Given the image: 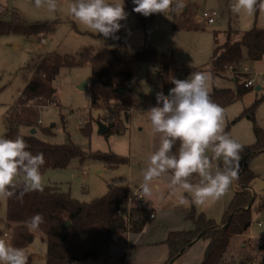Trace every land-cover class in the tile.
<instances>
[{"label": "rangeland", "instance_id": "1", "mask_svg": "<svg viewBox=\"0 0 264 264\" xmlns=\"http://www.w3.org/2000/svg\"><path fill=\"white\" fill-rule=\"evenodd\" d=\"M10 1L16 3L12 8L19 10L28 23L49 21L51 26L32 32L12 25L11 20L0 24V136L4 137L9 128L4 118L9 105L18 100L33 73L35 61L50 51L71 57L88 48L96 52L117 48L136 52L150 46L173 56L178 68L172 80L185 79L190 74L188 70L206 71L212 74L210 92L216 86L232 87L236 90V74L233 71L228 70L219 75L212 70V58L216 47L215 30L219 31L217 38L223 43L228 39L227 31L231 29L237 30L232 37L238 40L243 31L255 26L264 27V12L257 10L253 14H248L242 10L239 14L233 13L231 5L234 0H183L182 9L145 16L147 19L145 30L138 24L134 13L123 0L128 15L125 20L120 21L122 27L116 33L119 39H105L70 15L69 8L74 0H57L54 12H49L46 5L36 8L35 0ZM185 11L192 12L194 20L201 23L200 27H175L174 13L180 15ZM204 11H217L216 21L207 23L203 16ZM245 65L262 72L257 76L248 74L256 78L257 85H261L262 89L259 90L256 86L242 98L222 108L225 132L242 145H249L256 141L255 125L264 127V99L254 111L255 119L246 114V109L264 95V58L259 61L243 62L242 70ZM92 76L91 64L63 66L54 79L61 104L44 107L38 120L39 124L51 126L55 132L53 136H48L40 131L41 137L56 143H74L85 154L84 157H73L66 167L49 168L41 172L43 185L53 184L58 192L70 193L82 201H91L103 195L111 186H128L129 183H136L137 177L146 166L148 153L158 149L161 136L160 133L152 132L146 113L151 106H156V94L161 91L158 66L155 62H144L135 67L136 106L129 120L125 116L127 129L122 133L99 132V122L103 121L109 125L108 111L103 107L110 104L104 102L103 107L93 106L91 89L79 87L83 81L90 84ZM172 87L174 84L171 83L165 95ZM20 128L22 131L27 130L25 126ZM96 153H115L128 161L110 167L96 158L94 156ZM206 154L209 157L212 155L210 151ZM218 163L219 161L213 160V164ZM193 178L195 176L191 180ZM16 180H20V177H16L14 182ZM158 183L161 184L153 181L154 196L158 194L155 187ZM236 187L237 183L234 180L223 196L227 198L226 202L231 201ZM177 192L190 198V194L184 193L183 190ZM193 204L197 211H204L221 221L225 205H220L218 201L203 206ZM252 228L253 237L263 236L261 233L264 232V227H260L257 220ZM7 234V199H0V238L6 239ZM206 245L207 240L201 238L174 263L198 264L203 258ZM248 250H251V247L244 248L243 241L237 237L231 248L236 263H239L243 252ZM26 254L29 264H47L46 240L37 235Z\"/></svg>", "mask_w": 264, "mask_h": 264}, {"label": "trees", "instance_id": "2", "mask_svg": "<svg viewBox=\"0 0 264 264\" xmlns=\"http://www.w3.org/2000/svg\"><path fill=\"white\" fill-rule=\"evenodd\" d=\"M125 4L134 13L138 24L146 30V17L133 11L135 5L132 0H125ZM6 20H11L12 25L32 32L51 26L49 21L28 23L15 8L7 15H0V24H5ZM174 22L175 27L188 28H198L201 24L194 20L191 11H185L180 15L174 13ZM235 32L237 33V30L234 29L227 31L228 39L221 43L217 38L219 31L215 30L216 47L212 58V70L219 75L231 70L236 74L237 82L236 90L232 87L216 86L210 92L213 102L221 107L237 101L255 87L246 85L251 77L242 70L243 62L264 58V27L255 26L245 30L238 40L232 37ZM144 62L157 64L161 91L165 94L171 87L173 74L178 66L173 56L150 46L136 52L121 48L96 52L88 48L71 57L57 51L48 52L35 61L33 73L25 88L18 100L9 105L4 115L9 124L6 138L15 139L18 134L23 135L28 145L27 150L33 154L43 153L45 164L41 167V172L49 168L66 167L73 157H84V152L74 143H56L41 137L40 131L48 136H53L55 132L51 126H42L38 123L44 107L61 104L54 85V79L61 68L91 64L93 76L89 88L93 106L103 107L104 102L110 104L103 107L108 111L110 130L107 133H122L127 129L125 116L129 120L136 106L135 67ZM187 72L190 73L189 70ZM123 88L125 91H122ZM263 99L264 95L246 109V114L255 119L254 111ZM21 126L27 127V130L22 131ZM33 128L37 129L35 133H32ZM255 132L256 141L243 145L236 179L237 190L231 201L226 204L221 221L204 211H197L193 205L189 218L194 221L195 228L172 230L168 233L166 242L170 251L164 264L175 262L201 238L207 240V245L198 264H235L234 255L231 254L232 238L248 233L254 221L252 204L257 194L250 186L257 172L250 163L257 153L264 151V127L256 124ZM178 149L179 141H176L172 152L175 154ZM94 156L110 167L128 161L115 153H96ZM197 179L195 176V181ZM19 181L14 182L17 185L12 189L15 195L7 199L9 242L13 247L27 249L37 232L42 233L47 242V264H75L81 260L101 259L115 242L118 234L142 231L154 212V208L146 203L134 204L131 216L127 217L121 210L128 205V186L114 185L103 195L91 201H82L70 193L58 192L53 184H47L44 185L43 192H29L22 199H18L22 190ZM261 208H264V201ZM37 213L43 215L44 223L39 229L30 230L27 222ZM68 220L71 225L66 226ZM250 247L251 250L245 252L239 264H264V238L259 243H250ZM121 263L122 261L118 264Z\"/></svg>", "mask_w": 264, "mask_h": 264}, {"label": "clouds", "instance_id": "3", "mask_svg": "<svg viewBox=\"0 0 264 264\" xmlns=\"http://www.w3.org/2000/svg\"><path fill=\"white\" fill-rule=\"evenodd\" d=\"M133 11L144 16L175 11L184 7L183 0H132ZM47 6L49 12L57 8V0H35V7ZM233 13L242 10L253 14L264 12V0H234ZM74 16L89 30L105 39H119L116 33L120 21L127 18L123 0H74L69 8ZM192 67V65H190ZM212 74L192 71L185 79H173L174 87L167 95L156 94V106L147 111L153 133H160L158 149L148 153L142 169V181L132 189L134 195L147 200L152 195L153 181L171 173L168 190L190 194L192 202L203 206L222 198L232 182L238 178L240 153L243 145L228 135L223 128L224 110L210 97ZM179 141L177 153L172 149ZM23 135L15 139L0 136V199L6 200L17 187L14 180L20 177L22 190L18 199L33 191L43 192L41 167L45 164L43 153L33 154ZM211 152V157L206 153ZM213 160L219 161L214 165ZM197 176L196 182L191 178ZM159 191V186L156 185ZM143 193V195H139ZM184 200L181 199L180 203ZM259 215V214H257ZM44 223L42 214L29 218L30 230H37ZM0 264H28L23 248L13 247L0 239Z\"/></svg>", "mask_w": 264, "mask_h": 264}, {"label": "crops", "instance_id": "4", "mask_svg": "<svg viewBox=\"0 0 264 264\" xmlns=\"http://www.w3.org/2000/svg\"><path fill=\"white\" fill-rule=\"evenodd\" d=\"M15 6L16 3H13L10 0H0V15H7L11 8ZM256 86L258 87V85ZM250 166L257 172V176L254 178L250 186L258 196V198H255L252 204L254 221L248 233L236 235L232 238V244H234L235 239L239 237L240 240L243 241L244 248H248L250 246V243L252 242L259 243V241L264 238V232L261 233L263 234L262 237H253L254 230L252 228L256 223V220L260 227H264V208H261V204L264 200V151L257 153L254 156L250 163ZM170 177L171 173L162 176L158 180V182H161V184L158 183V194L156 196H149L147 200L144 198V201L141 202L146 203L147 205L154 208L151 219L142 231H128L120 233L116 236L115 242L112 243L110 249L104 257L98 260H81L76 262L75 264H118L120 261H122L121 264H164L169 257L170 251L169 245L166 242L168 233L172 230H185L195 228L194 221L189 218L190 211L194 205L192 203L191 196L189 198L187 195L185 196L181 192H176L175 194H173L169 190L166 191V186L170 182ZM141 181L142 174L137 177L136 183H129L128 187L138 186ZM191 181L196 182L195 178H193ZM181 199L184 200L183 203H180ZM226 199L227 198L222 197L218 200V202L221 203L220 205L226 206V204L228 203L226 202ZM9 234L10 228L8 227L7 238L0 239H4L8 244H10ZM37 235L42 236V233L37 232L36 236ZM29 248L30 245L27 247V249H24L25 252H28ZM244 254L245 251L243 252V255ZM243 255L241 256V258L243 257ZM172 264L175 263L172 262ZM235 264L239 263H236L235 261Z\"/></svg>", "mask_w": 264, "mask_h": 264}, {"label": "built area", "instance_id": "5", "mask_svg": "<svg viewBox=\"0 0 264 264\" xmlns=\"http://www.w3.org/2000/svg\"><path fill=\"white\" fill-rule=\"evenodd\" d=\"M217 11H204L203 12V16L206 19L207 23H212L215 22L217 19ZM243 71L248 73V74H256V76L258 74H261L262 72H257L255 71L252 67H250L249 65H245L243 67ZM246 85L248 86H256L257 85V81L256 78H254L253 76L251 78H249L246 82ZM41 122V120H40ZM215 165V164H214ZM139 186V185H138ZM138 186H133L130 187L129 186V197H128V205L125 206L121 211L127 214V217L131 216V208L132 205L137 204V203H141L144 201L143 197H139L133 194L132 189L137 188ZM139 195H143V193H139Z\"/></svg>", "mask_w": 264, "mask_h": 264}, {"label": "water", "instance_id": "6", "mask_svg": "<svg viewBox=\"0 0 264 264\" xmlns=\"http://www.w3.org/2000/svg\"><path fill=\"white\" fill-rule=\"evenodd\" d=\"M79 87L82 88V89H87V88H89V82H88V81H83V82L79 85ZM257 88H258V89H261V86L258 85ZM122 91H125V89L123 88ZM144 96H146V95H144ZM36 130H37L36 128H33V129H32V133H35ZM109 130H110V126H109L107 123H105V122H103V121L99 122V132H101V133H107V132H109ZM245 160H246V158H245ZM65 225H66V226H69V225H71V222L68 220V221L65 223Z\"/></svg>", "mask_w": 264, "mask_h": 264}]
</instances>
